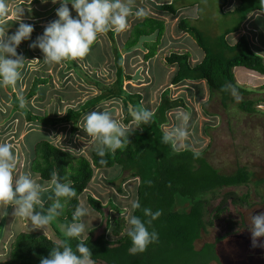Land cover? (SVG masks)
<instances>
[{"label": "rangeland", "instance_id": "1", "mask_svg": "<svg viewBox=\"0 0 264 264\" xmlns=\"http://www.w3.org/2000/svg\"><path fill=\"white\" fill-rule=\"evenodd\" d=\"M122 2L131 10L127 18L128 27L119 32L113 30V40L108 32H105L98 35L90 46L89 53L83 58L46 62L41 50L29 47V44L42 34L49 22L58 19L55 10L59 7V2L53 4L51 0L45 3L41 0H11L8 11L11 20L0 22V30L11 34L20 22H25L33 25V31L29 39L22 40L16 49L26 60L20 69L21 77L14 86H0V142H7L12 146L17 157V172L27 173L41 184L44 189L41 199H44L47 194L52 193L51 181L41 180L30 170L34 157L33 146L37 141L47 140L74 156L89 158L90 153L96 149L97 142L84 131L86 113L107 111L122 126L131 128L123 123L122 104L116 99L107 100L86 110L77 120L75 131L70 130V123L48 126L36 120L27 122L23 115L9 104L11 94L18 99L24 98L32 79L39 76L45 78L46 82L38 87L35 96L24 100V106L31 114L38 117H60L69 108L77 109L84 101L99 94L97 83L102 86L114 83L115 46L121 56L123 75L135 76L130 81L124 78L122 88L130 93H139L142 97V107L153 112L165 88H168L171 100L178 97L183 99L186 107L169 109L166 112L167 122L162 125L164 132L169 131L173 126L180 124L178 112L190 114V119L186 122L188 135L177 143L176 149L187 147L203 151L210 164L221 173H232L238 167H246L253 174L247 185L226 187L215 194L207 208L208 213L217 205L225 191H233L240 196L248 194V198L243 205L227 202L225 210L195 243L196 248L204 242L221 238L218 242L220 264H264V236L256 238L253 245L250 231L252 215L264 212V90L261 89L264 78L246 71L251 78L246 77L247 81L244 79V82L239 71L233 70L236 84L249 93H238L237 99L228 92V98L222 102L220 94L209 91L203 81H185L179 85H170L175 65L169 66L163 61L164 56L171 51L187 52L190 55L189 61L193 64L203 56L194 40L177 28L180 18L186 16L184 18L187 23L198 28L204 37L214 38L234 23V14L223 13V10L227 11L232 6L227 5L220 11L224 0ZM162 2H171L177 14L172 16L161 11L159 5ZM68 7L70 15L75 16L76 13L70 4ZM143 17H152L164 23L160 40L149 46L153 55L147 60L144 58L146 50L142 42L128 52L123 49L130 29ZM242 35L246 36V33ZM232 36L234 35L227 36L231 44L236 39V35L234 38ZM248 36L250 39L246 37L251 42L253 51L261 55L258 51L263 50L261 52L264 57V42H259L251 33ZM247 99L256 101L254 112L248 113L239 107L240 101ZM8 111L10 114L6 117ZM136 185L137 179L127 178L126 172L122 171L119 165L108 169H95L88 187L78 198L79 205L88 209L86 216L79 217L85 223V232L80 237H86L92 229L94 235L98 234L104 228V217L90 208L86 202V194H91L102 203V214H110L112 209L107 206L110 199L118 205L121 215L128 220ZM118 187L120 191L117 190ZM13 208L12 205L0 204V264L7 258L10 241L20 231L37 232L54 241L59 240L57 233L64 234L66 231L67 225L56 217L49 224L37 228L28 218L14 215ZM230 221L233 222L232 227H229Z\"/></svg>", "mask_w": 264, "mask_h": 264}, {"label": "trees", "instance_id": "2", "mask_svg": "<svg viewBox=\"0 0 264 264\" xmlns=\"http://www.w3.org/2000/svg\"><path fill=\"white\" fill-rule=\"evenodd\" d=\"M226 1L224 0V4ZM238 1V5L229 12L235 15L234 23L214 38L204 37L198 28L187 23L186 18L178 20L177 28L194 40L203 56L194 64L189 61L190 55L187 52L171 51L164 56V63L169 66L175 65V72L169 81L170 85H179L185 81H203L209 91L220 94L222 102L228 98L229 91L221 87L226 82L236 86L240 94L249 93L236 84L233 69L241 67L248 72L263 75L264 59L251 49L245 36H239L232 44L227 40V36L236 33L242 21L252 11L264 12V0ZM159 9L172 16L177 14L171 2H162ZM2 19L3 17L0 16V21ZM163 30L164 23L161 20L143 17L130 29L123 46L124 51L128 52L142 42L146 50L144 58L147 60L153 55L149 46L160 40ZM107 32L113 40V30ZM113 53L116 71L114 83L108 86L97 83L99 94L84 101L77 109L69 108L60 117L45 115L38 117L31 114L24 104L21 106L20 99L14 94H11L9 104L21 113L27 122L36 120L48 126L70 123V130L75 131L77 120L86 110L107 100H119L124 111L123 123L131 127L127 145L114 151L106 150L103 157L98 156L96 150H93L90 157L86 158L74 156L47 140H39L33 146L34 157L30 163V170L44 181H52L53 175L72 181L76 196L67 200L62 214L56 217L68 226L80 221L79 217L73 220V212L79 204V196L88 187L94 170L119 165L120 169L126 172L127 178L137 179L134 200L140 202L141 209L143 207L153 211L160 209L161 215L146 225L149 231L155 230L158 233V239L143 251L131 250V241L127 235L130 226L127 219L121 215L118 205L109 199L107 206L112 210L110 214L104 215L101 211L102 203L91 194H86V202L90 208L104 217L102 232L94 235L92 229L88 231L86 237L73 238L57 233L59 240L54 241L37 232L20 231L10 241L7 258L3 264H39L40 258L47 257L52 248L70 245L75 250L77 242L88 244L92 254V264H210L212 262L220 264L215 243L204 242L198 248L195 243L225 210L227 202L243 205L248 194L240 196L233 191H225L209 213L207 208L221 189L247 185L253 176L252 172L246 167H238L232 173H221L210 164L203 151L199 152L187 147L176 149L163 143L162 125L167 122L166 112L171 108L186 107L182 98L178 97L174 100L169 98L168 88L161 92L152 119L148 123L137 125L128 111V106L129 104L142 106V97L139 93H130L122 88L124 78L130 81L135 76L123 75L121 56L115 46ZM45 82V78L34 77L23 100L35 96L38 87ZM261 89L264 90V84ZM255 104L256 101L247 99L240 101L239 107L251 113L255 111ZM101 160L104 162L101 163ZM117 190L120 191V188L118 187ZM50 197H53V193L47 194L42 199L45 207L52 203ZM141 209H131L130 215H137L144 220ZM232 226L233 222L230 221L229 227ZM219 239L221 238H217L216 241Z\"/></svg>", "mask_w": 264, "mask_h": 264}, {"label": "clouds", "instance_id": "3", "mask_svg": "<svg viewBox=\"0 0 264 264\" xmlns=\"http://www.w3.org/2000/svg\"><path fill=\"white\" fill-rule=\"evenodd\" d=\"M41 2L45 3L48 0ZM51 2L53 4L59 2V7L55 10L58 19L49 22L42 34L29 44V47L41 50L46 62L83 58L89 53L90 46L98 35L110 29L119 32L128 27L127 18L131 10L122 0H51ZM69 4L75 11V16L70 15ZM3 8V2L0 0V9ZM32 31L33 25L25 22H20L15 32L11 34L0 30V86H14L21 77L20 69L26 60L16 49L22 40L29 39ZM221 87L228 90L233 97L239 98L237 88L233 84L226 82ZM19 103L23 106L22 97ZM128 111L137 125L148 123L153 117V112L142 106L129 104ZM177 117L180 124L165 131L161 137L163 143L173 147L187 137L186 122L190 119V114L180 111ZM84 131L96 140L95 150L100 157L105 155L106 150L114 151L129 143V129L118 123L107 111L86 113ZM51 184L52 203L45 207L41 199L44 191L42 185L29 174L17 172V157L12 146L7 142H0V204L14 206V215L26 217L40 228L60 216L67 200L76 196V189L72 186L71 180L53 175ZM130 207L133 210L141 209V204L138 200H132ZM141 210L144 220L137 215H130L127 220L130 226L127 235L133 251H143L158 239V233L155 230L149 231L146 225L161 215L160 209L153 211L143 207ZM87 214L88 209L78 204L73 212V220ZM251 220L250 231L255 245L256 238L264 236V212L252 215ZM84 232L85 223L81 219L79 222L69 224L64 235L73 238ZM91 258L88 244L77 242L75 250L70 245L52 248L47 257L40 258L39 264H92Z\"/></svg>", "mask_w": 264, "mask_h": 264}, {"label": "crops", "instance_id": "4", "mask_svg": "<svg viewBox=\"0 0 264 264\" xmlns=\"http://www.w3.org/2000/svg\"><path fill=\"white\" fill-rule=\"evenodd\" d=\"M3 2V5H4V8L3 9H0V16L3 17V19L0 21V22H4L6 20H11V17H10V14H9V10H10V4H11V0H2ZM239 1L238 0H229L227 4H222L220 5V9L222 10V8H224L225 6L229 5V6H232L231 8H229L227 11L226 10H223L225 13H229L231 12L237 5H238ZM220 10V11H221ZM186 17V16H184ZM182 17V18H184ZM245 26V30H243ZM242 27V28H241ZM241 28V33L245 34L246 33V36L249 38V34L251 33L253 36H256L258 39H259V42H264V12L262 11H259V10H254L252 11L251 13H249L246 18L242 21V23L240 24L239 28H238V31L234 34H229L228 36L230 35H236V39L239 37V36H243L241 33L239 34V30ZM246 31V32H245ZM234 36H232L234 38ZM245 36V37H246ZM246 37V38H247ZM247 38V40H248ZM236 39L233 40V42L236 41ZM250 39V38H249ZM249 42V45L251 44V42L248 40ZM251 47V46H250ZM252 49V48H251ZM253 50V49H252ZM263 50H260L258 51V53L260 52L262 56L263 53L261 52ZM263 57V56H262ZM264 59V57H263ZM240 69V70H239ZM233 70H236V71H239L240 75L242 76V79L244 80L246 77H250L248 74H246L247 72V69H244V68H241V67H238V68H234ZM255 73V72H253ZM256 75H259L261 77L264 78V74L263 75H260L258 73H255ZM262 79V78H261ZM247 81V79H245ZM244 80V82H246ZM264 84V83H263ZM262 84V85H263ZM261 85V86H262ZM10 101V100H9ZM10 114V111L7 112V116Z\"/></svg>", "mask_w": 264, "mask_h": 264}, {"label": "flooded vegetation", "instance_id": "5", "mask_svg": "<svg viewBox=\"0 0 264 264\" xmlns=\"http://www.w3.org/2000/svg\"><path fill=\"white\" fill-rule=\"evenodd\" d=\"M217 239H215L214 241H212L213 243H215V248H216V253H217V255H218V257H219V261H220V255H219V251H220V249H219V247H218V242L220 241V239L218 240V241H216ZM202 245V244H201ZM200 245V246H201ZM199 246V247H200Z\"/></svg>", "mask_w": 264, "mask_h": 264}]
</instances>
